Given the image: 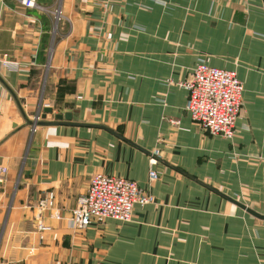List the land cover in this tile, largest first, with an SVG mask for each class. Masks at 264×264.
I'll return each instance as SVG.
<instances>
[{"label":"crops","instance_id":"obj_1","mask_svg":"<svg viewBox=\"0 0 264 264\" xmlns=\"http://www.w3.org/2000/svg\"><path fill=\"white\" fill-rule=\"evenodd\" d=\"M38 4L0 0V264H264V220L246 210L264 217V0ZM201 63L243 83L232 139L185 110ZM36 113L60 124L34 130ZM95 174L153 203L71 229Z\"/></svg>","mask_w":264,"mask_h":264},{"label":"built area","instance_id":"obj_2","mask_svg":"<svg viewBox=\"0 0 264 264\" xmlns=\"http://www.w3.org/2000/svg\"><path fill=\"white\" fill-rule=\"evenodd\" d=\"M26 9H39L48 12L47 7L38 4L39 0H16ZM61 6L55 12L56 23L62 20ZM111 35H108L110 38ZM2 66L15 69L17 63L2 58ZM181 87L187 93L185 110L193 123L197 124L210 136H220L232 139L235 135L236 122L242 108L244 93L243 83L236 71L213 67L201 63L194 67L189 80ZM32 121H41L40 113H36ZM37 127H33L35 130ZM159 157V151H154L151 159ZM151 181L157 180L154 171L149 174ZM39 203L44 210L52 205L49 201ZM153 203L152 195L129 179L95 174L90 179L87 193L77 200L68 219L71 229H85L92 221L114 219L129 222L132 219L135 207H144ZM59 218L60 216L57 215Z\"/></svg>","mask_w":264,"mask_h":264},{"label":"water","instance_id":"obj_3","mask_svg":"<svg viewBox=\"0 0 264 264\" xmlns=\"http://www.w3.org/2000/svg\"><path fill=\"white\" fill-rule=\"evenodd\" d=\"M51 112V109H49V108H46L45 110H44V113H50ZM45 118H46V115L44 114V115H42V117H41V121H39V122H34V121H28V124L29 125H31L32 126V128L33 127H40V126H50V125H53V124H60V123H57V122H55V123H50V122H46L45 121ZM65 119L66 121L65 122H71L72 121V115H71V113H67V114H65V115H58V116H56V119L57 120H61V119ZM71 125H78V126H91V125H85V124H83V123H70ZM235 203V202H234ZM235 204H238V203H235ZM242 208H245L244 206H241ZM246 209V208H245ZM247 210V212L248 213H250L251 215H253L254 217H256V218H258V219H262V220H264V217L263 216H261V215H258L257 213H255L254 211H252V210H250V209H246Z\"/></svg>","mask_w":264,"mask_h":264}]
</instances>
